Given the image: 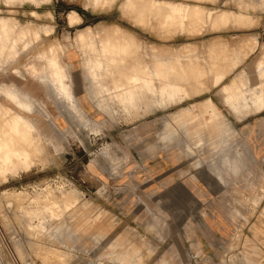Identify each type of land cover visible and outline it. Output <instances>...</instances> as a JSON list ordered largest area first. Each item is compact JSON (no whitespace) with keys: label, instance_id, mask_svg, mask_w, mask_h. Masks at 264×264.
<instances>
[{"label":"rangeland","instance_id":"1","mask_svg":"<svg viewBox=\"0 0 264 264\" xmlns=\"http://www.w3.org/2000/svg\"><path fill=\"white\" fill-rule=\"evenodd\" d=\"M123 1L0 0L17 50L0 104L37 135L0 131V264H264V0ZM50 47L77 112L49 83ZM102 48L98 87L82 64ZM134 76L157 97L127 96Z\"/></svg>","mask_w":264,"mask_h":264},{"label":"bare ground","instance_id":"2","mask_svg":"<svg viewBox=\"0 0 264 264\" xmlns=\"http://www.w3.org/2000/svg\"><path fill=\"white\" fill-rule=\"evenodd\" d=\"M24 2L27 3H33L35 4L37 2V0H22ZM88 6H90L91 8H95L96 6H98L100 4V2L102 0H88ZM126 1V0H125ZM123 1V2H125ZM21 2V0H20ZM44 2V1H43ZM86 2V1H85ZM106 3V2H105ZM86 4V3H85ZM94 10V9H93ZM189 10V9H188ZM190 11V10H189ZM172 12V11H171ZM172 14V13H171ZM78 15L74 12V11H70L67 14V21L68 24H70L73 20H75V18H77ZM199 17V16H198ZM201 17V16H200ZM223 17V14H222ZM220 19V17H218ZM175 23V22H174ZM189 23V22H188ZM15 24V23H14ZM217 25V24H216ZM222 26V25H221ZM14 29V28H13ZM12 29V30H13ZM191 29V28H190ZM15 31V30H14ZM30 31V30H29ZM7 32H10V29L3 30L0 32V62H4L5 60H8L11 57H14L17 54V50L15 48V43H16V37H12L9 34H7ZM16 32V31H15ZM83 32V31H82ZM80 32V33H76V36L74 37L76 42H78L79 44L82 43V41L84 40V34ZM100 32V31H99ZM29 32L25 29L22 28L21 29V34L22 35H27ZM87 33V32H86ZM97 33V32H96ZM35 38L37 37V33L34 31L32 33ZM31 35V34H29ZM22 37V36H21ZM86 38V37H85ZM19 41V40H18ZM119 42V41H118ZM76 43V45L78 44ZM54 46V45H53ZM115 47V46H114ZM114 49V48H113ZM111 50V49H110ZM56 51H57V47H50L48 49V59H47V64H48V68L50 70V77H49V83L53 86V92H55L56 94H58L61 98V100L67 105V111L68 112H73V111H78L79 108L76 107L75 105V100L72 96V91H71V84L69 83L70 77L69 74L66 72L65 70V66L60 62L59 56L56 55ZM113 51V50H112ZM99 52V51H98ZM115 53V51L113 52ZM120 53H122V51H120ZM119 53V54H120ZM111 55L109 54V52H107L106 50H104L103 48L100 49V54L98 56H94L93 58H84L83 64H82V68L85 69L86 75L88 76V78H90L92 81H94L98 87L102 86V81L101 79L103 78V74H106L107 71H109V67L112 66V61L111 60ZM113 56V55H112ZM114 57V56H113ZM112 57V58H113ZM263 58V57H262ZM114 61V59H112ZM115 63V62H114ZM244 66V65H243ZM262 66V65H260ZM259 66V67H260ZM261 70V69H260ZM262 74L264 75V73L262 72ZM261 74V75H262ZM83 75V74H82ZM123 75V74H122ZM125 76V75H124ZM105 78V77H104ZM121 78V77H120ZM124 78V77H123ZM122 78V79H123ZM113 79V78H112ZM121 79V80H122ZM125 79V78H124ZM123 79V80H124ZM132 85L129 86L128 89H126L125 94L127 96L131 95L133 92L138 95V98L140 96H144L146 94V86H150L152 87L153 90V98L157 97V93H156V88H154V83L151 79H143L140 77H132ZM106 81V79H104ZM108 80H109V76H108ZM117 80V78H116ZM110 81V80H109ZM125 81V80H124ZM127 77H126V82H127ZM166 81V80H165ZM102 82V83H101ZM164 82V81H163ZM105 83V82H104ZM113 83L115 84V81H113ZM106 84V83H105ZM104 84V85H105ZM117 84V83H116ZM186 84V83H185ZM129 85V84H128ZM180 85V83H179ZM106 86V85H105ZM120 86V85H119ZM189 86V85H188ZM108 87V86H107ZM126 88V87H125ZM188 88V87H187ZM115 90V89H114ZM4 96L10 101L12 102L19 110L25 112V113H31V108L29 107V102L27 101V95H23L18 93L16 90H14V88H12L11 86H5L4 87ZM147 99V98H145ZM144 100V99H143ZM0 110H2L0 112V131L2 130V128L7 127L8 130H10L11 132H13L14 134H16L17 138L18 137H22L23 139H19V140H24L25 138H27V140L30 139H34L37 138V135H34V128H33V124H31L27 118L21 116L18 113L15 112H10L9 109L4 108L1 104H0ZM198 115V114H196ZM30 120V119H29ZM3 128V129H4ZM6 130V129H5ZM38 130V129H37ZM7 132V130H6ZM5 132V133H6ZM10 133V132H7ZM4 134V133H3ZM12 134V133H11ZM10 134V135H11ZM6 136H8V134H5ZM4 135V136H5ZM40 135V134H39ZM3 136V141L6 139ZM2 137V136H1ZM11 139L13 138L12 136ZM25 137V138H24ZM5 138V139H4ZM1 139V138H0ZM29 139V140H30ZM41 139V138H40ZM13 140V139H12ZM12 140L9 141L7 140V142H12ZM26 140V139H25ZM24 142V141H23ZM23 142H21L22 144H24ZM6 142H2V140H0V158L4 161V163H6L10 156L11 153L10 151L13 150L14 146L13 145H9V144H5ZM44 143V142H43ZM12 144V143H11ZM29 144V143H27ZM26 144V145H27ZM25 145V144H24ZM23 145V146H24ZM24 150V149H22ZM21 150V151H22ZM28 150V149H27ZM4 151V152H2ZM20 151V150H18ZM20 151V152H21ZM26 151V149H25ZM19 155H22L21 153L18 152ZM7 168V167H6ZM9 168V167H8ZM17 169V168H16ZM46 258V257H45ZM46 260V259H45Z\"/></svg>","mask_w":264,"mask_h":264},{"label":"crops","instance_id":"3","mask_svg":"<svg viewBox=\"0 0 264 264\" xmlns=\"http://www.w3.org/2000/svg\"><path fill=\"white\" fill-rule=\"evenodd\" d=\"M48 116V115H47ZM49 117V116H48Z\"/></svg>","mask_w":264,"mask_h":264}]
</instances>
